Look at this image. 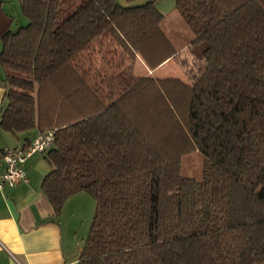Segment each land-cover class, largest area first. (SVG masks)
<instances>
[{
    "label": "trees",
    "instance_id": "1",
    "mask_svg": "<svg viewBox=\"0 0 264 264\" xmlns=\"http://www.w3.org/2000/svg\"><path fill=\"white\" fill-rule=\"evenodd\" d=\"M19 4L26 26L0 15V127L55 131L41 186L54 215L95 200L78 264H264V0H176L199 73L127 88L119 49L150 70L178 55L153 2ZM194 152L200 179L182 175Z\"/></svg>",
    "mask_w": 264,
    "mask_h": 264
},
{
    "label": "crops",
    "instance_id": "2",
    "mask_svg": "<svg viewBox=\"0 0 264 264\" xmlns=\"http://www.w3.org/2000/svg\"><path fill=\"white\" fill-rule=\"evenodd\" d=\"M1 1L13 22L22 23L25 17L19 0ZM142 1L135 5L153 2L164 16V27L163 23L172 14L166 10L165 0ZM5 77L6 71L0 66V115L7 105ZM38 135V130L12 135L0 127V174L5 170L1 155L4 149L27 146ZM24 168L26 182L0 189V264H78L95 215V200L85 192L77 193L68 198L56 216L41 189L44 177L50 172L45 154H34Z\"/></svg>",
    "mask_w": 264,
    "mask_h": 264
},
{
    "label": "rangeland",
    "instance_id": "3",
    "mask_svg": "<svg viewBox=\"0 0 264 264\" xmlns=\"http://www.w3.org/2000/svg\"><path fill=\"white\" fill-rule=\"evenodd\" d=\"M117 1L124 5L130 4L129 6H131V4L135 5L136 2H139L136 1L133 4L128 3L126 0H116V2ZM165 8L168 12L172 14L170 16V20L168 22L163 23V28L166 31L168 37L173 42L174 46H176L178 53L181 52V54H178L177 56L173 57L170 61L164 64V67L158 68L156 70H150L144 66L142 60L139 57L134 61H130L128 57L123 54V52H121L119 49L118 53L120 54L119 56L122 62L119 64V67L117 60L116 65L118 67V71L120 72L119 76L122 80L121 82L123 84V88L129 87V85L135 82L138 77L144 75H150L157 78H179L188 81L190 78L194 77L199 73L201 69L200 67H202L201 63L198 62L191 53V46L194 41V34L191 28L179 16L178 12L176 11V0H165ZM4 14L6 15V17L10 16L9 19L13 22V17L6 13L2 5L0 15L4 16ZM174 17L179 18L174 20ZM18 22H13L12 29H17L28 24V20L26 17L23 18V21H20L22 23ZM1 48L2 46L0 44V51ZM185 48H187L186 52ZM202 159L203 158L200 152H194L184 157L182 162V175L184 177L200 179L202 170Z\"/></svg>",
    "mask_w": 264,
    "mask_h": 264
},
{
    "label": "built area",
    "instance_id": "4",
    "mask_svg": "<svg viewBox=\"0 0 264 264\" xmlns=\"http://www.w3.org/2000/svg\"><path fill=\"white\" fill-rule=\"evenodd\" d=\"M54 141L55 131L49 130L39 133L27 146L4 149L1 155L5 162V170L0 174V189L26 182L28 178L24 167L28 159L36 153H46L52 148Z\"/></svg>",
    "mask_w": 264,
    "mask_h": 264
}]
</instances>
